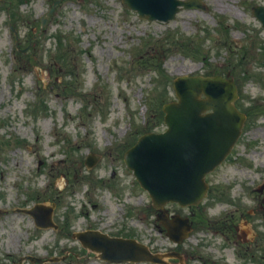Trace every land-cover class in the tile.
<instances>
[{
	"label": "rangeland",
	"instance_id": "1",
	"mask_svg": "<svg viewBox=\"0 0 264 264\" xmlns=\"http://www.w3.org/2000/svg\"><path fill=\"white\" fill-rule=\"evenodd\" d=\"M17 1L0 0V209L38 191L58 206V230L0 217V259L116 264L73 237L93 229L176 250L124 155L145 130H166L176 77L218 73L236 80L250 116L204 204L186 210L194 235L177 251L185 264H264V106H253L264 105V29L253 14L264 0H202L207 12L184 9L169 23L139 19L122 0H63L44 32L40 18L58 0H26L11 21ZM90 154L98 162L88 168Z\"/></svg>",
	"mask_w": 264,
	"mask_h": 264
},
{
	"label": "water",
	"instance_id": "2",
	"mask_svg": "<svg viewBox=\"0 0 264 264\" xmlns=\"http://www.w3.org/2000/svg\"><path fill=\"white\" fill-rule=\"evenodd\" d=\"M142 19L169 22L180 12L179 7L195 9L198 1L179 0H123ZM256 16L264 23V9ZM178 101L164 107L167 113L164 134H146L125 159L130 170L144 189L150 191L156 208L178 202L188 206L198 204L207 191L205 175L214 170L229 155L241 134L245 116L234 105L237 87L233 80L222 77H180L176 80ZM204 94L206 99H202ZM210 112V113H208ZM40 210L33 212L40 220ZM162 220L168 228V235L175 238L176 232L186 229L184 220L177 218L169 222L166 213ZM187 236V234H184ZM84 245L102 252L101 258L112 261H153L162 260L153 255L147 247L132 240L110 239L82 234L77 236ZM94 240L98 244L93 243ZM183 240V239H182Z\"/></svg>",
	"mask_w": 264,
	"mask_h": 264
},
{
	"label": "flooded vegetation",
	"instance_id": "3",
	"mask_svg": "<svg viewBox=\"0 0 264 264\" xmlns=\"http://www.w3.org/2000/svg\"><path fill=\"white\" fill-rule=\"evenodd\" d=\"M40 201L39 200H36L35 202H34V205L36 204V203H39Z\"/></svg>",
	"mask_w": 264,
	"mask_h": 264
},
{
	"label": "bare ground",
	"instance_id": "4",
	"mask_svg": "<svg viewBox=\"0 0 264 264\" xmlns=\"http://www.w3.org/2000/svg\"><path fill=\"white\" fill-rule=\"evenodd\" d=\"M50 156H51V154H50Z\"/></svg>",
	"mask_w": 264,
	"mask_h": 264
}]
</instances>
